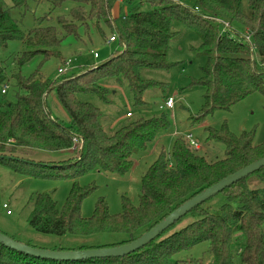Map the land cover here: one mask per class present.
I'll return each instance as SVG.
<instances>
[{
    "label": "trees",
    "instance_id": "trees-1",
    "mask_svg": "<svg viewBox=\"0 0 264 264\" xmlns=\"http://www.w3.org/2000/svg\"><path fill=\"white\" fill-rule=\"evenodd\" d=\"M28 1L31 0L6 4L0 0V53L9 42H21L23 51L13 58L18 67L39 55L46 59L58 56L63 38L79 39V33L91 38L90 33L94 32L103 40L104 30L115 33L122 50L98 66L62 75L56 82L44 78L39 71L28 77L20 71L8 75L0 59V165L29 177L73 181V189L60 209L48 194L34 198L29 225L36 232L56 236L120 234L124 239L119 243L97 248L127 244L129 236L133 240L139 238L185 201L264 158V143L253 145L252 135L234 137L226 127L220 132L209 131L207 137L208 143L224 146L225 157L221 161H208L185 138H179L170 153L162 151L142 176L137 206L124 200L122 212L109 215L107 205L100 201L92 217H82L81 203L91 189L79 188V176L94 168L125 175L133 165V156L144 152L159 132L168 129L169 123L164 115L147 119L128 117L130 121L125 126L107 133L100 123L99 109L80 101L78 94H94L107 102L104 84L114 78L116 84L125 81L134 105H144L143 94L158 82L142 78L140 69L172 68L167 62V51L178 34L171 27L175 21L195 33L199 45L191 51L205 58L198 82L205 88L202 116L196 121L215 111H229L248 95L264 93V0H247L250 15L242 12L241 0H140L148 3L149 11L133 8L115 18L111 11L116 2L130 0H42L52 8L66 1L75 4L67 16L57 18L63 37L54 27L37 25L28 33L20 30L10 17V10L24 14ZM6 84L13 89L14 101L6 99L7 93L1 94ZM52 91L67 110L68 127L53 119L46 107V97ZM74 139L82 143H74ZM64 150L76 152L75 158L53 165L24 158L34 156L36 151ZM217 195L224 200L218 210L211 211L206 206L210 198L186 214L192 218L190 223L174 231L181 219L178 220L149 244L122 258L61 263L28 257L0 244V264H177L173 260L176 254L189 252L203 242L212 255L210 264H233L231 246L236 233L245 238L236 253L240 261L264 264V168ZM87 249L90 248H78Z\"/></svg>",
    "mask_w": 264,
    "mask_h": 264
},
{
    "label": "rangeland",
    "instance_id": "rangeland-1",
    "mask_svg": "<svg viewBox=\"0 0 264 264\" xmlns=\"http://www.w3.org/2000/svg\"><path fill=\"white\" fill-rule=\"evenodd\" d=\"M10 4L12 0H3ZM121 3V4H120ZM116 11L126 14L130 9L147 12L150 10L148 3L140 0L120 2ZM75 6L73 2H63L59 7L52 8L50 4L42 0H31L27 2V10L21 12L17 9L10 10V17L15 20L20 30L30 32L37 25L41 27H54L58 30L60 37L64 36L57 18L67 16ZM242 12L250 15L247 0H241ZM171 27L176 31L175 37L167 51V62L172 68L168 70H152L141 68L142 78L152 79L158 85L150 88L143 94L144 105L136 106L133 103L132 95L124 82L116 84L114 78L105 81L107 89V102L100 100L94 94H78L82 102L90 103L100 111V123L107 133H113L120 127L125 126L130 119L126 114L131 113V119L151 118L164 115L169 123L166 131L158 133L156 138L147 145L144 152L135 154L132 158L133 165L125 175L104 173L97 168L87 174L79 176L76 180L79 188H89L91 191L81 203V216L92 217L96 205L103 201L107 205L109 215H118L122 212L124 200L130 205L139 204L141 191V178L149 167L157 161L159 154L163 151L170 153L176 139H184L191 135L199 144L197 152L207 158L208 161H217L225 157V148L219 143H208V132H220L226 127L234 137L243 133L252 135L253 145L264 143V93L254 92L233 105L229 111H215L213 114L200 117V110L203 105L205 88L199 84L202 77V68L205 65V58L191 51L199 45V39L195 33L182 26L179 22H171ZM243 35V30H239ZM79 33V39L74 36L64 37L59 49L58 56L44 58L42 55L34 57L30 63L18 67L13 63V58L23 51L21 42L12 41L6 49L0 53V59L8 75L20 71L24 77L32 75L35 71L52 81H60L63 77L57 74L62 62L70 61L71 67L64 73V76L81 72L84 68H91L104 63L110 55L122 51L118 42L108 43L112 35L104 30L105 40L96 33L91 32L89 36ZM98 58H94L93 54ZM253 59L258 62L257 55L253 53ZM7 85L6 99L14 101L13 89ZM168 98H173L172 110L160 109ZM46 107L49 109L53 119L69 126L70 117L67 110L60 104L56 93L52 91L46 97ZM129 117V116H128ZM130 118V117H129ZM76 152L64 150L59 152L36 151L34 156L24 157L25 160L34 163L57 164L75 158ZM73 186V181L63 178H35L14 173L0 165V232L17 242L29 244L38 249L50 251H76L79 247L95 249L101 246H108L119 243L124 239L120 234L98 233L91 236L65 235L56 236L36 232L29 225V216L34 206V198L40 194L50 195L60 209L66 202ZM223 197L217 195L212 197L206 206L211 211L218 210L223 203ZM6 205L7 209L3 206ZM7 210L9 214H7ZM192 218L186 215L175 225V230L190 223ZM245 238L242 233H236L233 237L232 251L233 264H244L236 253L242 248ZM212 255L208 252L206 242L195 245L189 252L176 254L173 258L177 264H210Z\"/></svg>",
    "mask_w": 264,
    "mask_h": 264
},
{
    "label": "water",
    "instance_id": "water-1",
    "mask_svg": "<svg viewBox=\"0 0 264 264\" xmlns=\"http://www.w3.org/2000/svg\"><path fill=\"white\" fill-rule=\"evenodd\" d=\"M262 168H264V158L249 164L236 173L228 175L212 186L204 189L193 198L182 203L177 209L169 213L163 220L155 224L154 227L143 233L139 238L133 240V237L129 236V243L117 247L95 248L78 251H50L22 244L2 234L1 232L0 244L5 248L28 257L61 263L93 259L122 258L123 256L132 254L149 244L175 222L189 213L192 209H195L197 206L203 204L210 198L220 194V192H222L224 189L239 182L240 180L247 178L255 172H258Z\"/></svg>",
    "mask_w": 264,
    "mask_h": 264
},
{
    "label": "built area",
    "instance_id": "built-area-1",
    "mask_svg": "<svg viewBox=\"0 0 264 264\" xmlns=\"http://www.w3.org/2000/svg\"><path fill=\"white\" fill-rule=\"evenodd\" d=\"M225 27H227V25H225ZM247 40H249L248 38H246ZM117 41V35L115 34V33H113L110 37H109V39H108V43H113V42H116ZM93 57L96 59V58H98L97 57V54H93ZM70 67H71V62L70 61H64L63 62V64H62V66L60 67V68H58V70H57V74L58 75H64V73L65 72H67V70L68 69H70ZM7 85H4L2 88H1V94H5L6 93V91H7ZM173 106H174V101H173V98H168V99H166L165 100V102H164V104H163V106L162 107H160V109H166V110H172L173 109ZM128 116L129 117H131V115L128 113V114H126V117L128 118ZM185 140L187 141V143L189 144V146L193 149V150H195V151H198V150H200V147L201 146H199V144H198V142L196 141V140H194L193 139V137L189 134V135H186L185 136ZM73 142L74 143H82V141L81 140H76V139H74L73 140ZM3 208L4 209H7V206L6 205H4L3 206ZM7 214H9V211L7 210Z\"/></svg>",
    "mask_w": 264,
    "mask_h": 264
},
{
    "label": "crops",
    "instance_id": "crops-1",
    "mask_svg": "<svg viewBox=\"0 0 264 264\" xmlns=\"http://www.w3.org/2000/svg\"><path fill=\"white\" fill-rule=\"evenodd\" d=\"M120 2H122V1H118V3L116 2V4H115V5L113 6V8H112L111 15H112L113 18L117 17L118 14L121 12V11H120L121 9H119V13H117V11H116V9L120 6V5H118ZM120 4H121V3H120ZM117 6H118V7H117Z\"/></svg>",
    "mask_w": 264,
    "mask_h": 264
}]
</instances>
